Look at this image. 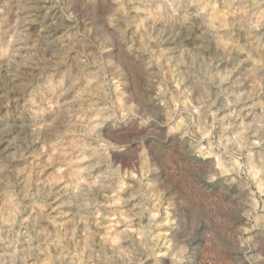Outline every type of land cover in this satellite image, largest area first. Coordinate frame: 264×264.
Here are the masks:
<instances>
[{"label": "rangeland", "instance_id": "374dc122", "mask_svg": "<svg viewBox=\"0 0 264 264\" xmlns=\"http://www.w3.org/2000/svg\"><path fill=\"white\" fill-rule=\"evenodd\" d=\"M0 264H264V0H0Z\"/></svg>", "mask_w": 264, "mask_h": 264}]
</instances>
